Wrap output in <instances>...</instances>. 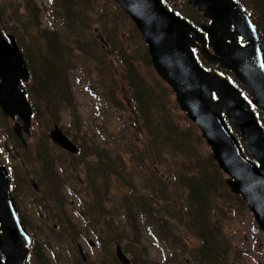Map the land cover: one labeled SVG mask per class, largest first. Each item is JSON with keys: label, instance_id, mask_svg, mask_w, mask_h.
<instances>
[{"label": "rangeland", "instance_id": "rangeland-1", "mask_svg": "<svg viewBox=\"0 0 264 264\" xmlns=\"http://www.w3.org/2000/svg\"><path fill=\"white\" fill-rule=\"evenodd\" d=\"M0 1L4 2V0ZM8 1L11 8L5 14L8 23L6 24L12 29H21L19 46L24 44L29 47L31 42L38 46L44 41L43 35L47 31H63L65 28L64 23L67 17L64 14L61 0L57 1L56 8L52 0H33L39 7V16L43 25L42 31L35 37L32 30H30V34L26 31L27 16H25L23 7H20L19 14L16 15L12 6L14 0ZM80 1L76 2L75 0L76 4L72 5V9L81 23L84 22V16H80L84 13V5L80 4ZM97 2L101 3V8L107 6L109 10H112L113 29L107 30L104 36L99 30L94 34L89 30L88 37H84V29L67 33L69 41L65 46L74 53V59L66 55L67 58L72 59L71 66L70 62L63 65V69L67 67V72L64 75L70 91L67 100L68 107L61 106L59 111H53L47 109L42 104L43 101L36 100L34 92L38 95L46 92L42 87L34 85V76L28 64L30 79L23 85V88L26 91L33 115L31 133L29 136L27 133L24 135V141L16 134L13 135L10 125L14 122L0 106V163L7 168L12 196L23 221L26 222L27 228L34 238V242L30 246L28 264H40V255L53 264H121L116 259L114 235L112 234L104 241L100 239V233L108 235L109 232L103 229L104 215L100 213V210L95 211L92 207L93 201L97 197L96 190L90 185L88 179L86 162L91 160L95 152L91 146H88L86 152L89 153L84 159V140L88 143H102L103 147L114 146V132H120L127 126L135 127L130 114L133 111L132 107L137 106V102L131 100V90L127 80L121 75L112 76L115 78L113 92L110 90L111 75H106V68H103L104 74L89 71L90 61H106L108 58L117 73L118 69H124L122 60L124 61L125 57L133 59L138 70L137 75L142 81L143 87L148 89L149 95L153 98L152 103H155L157 110L160 113L163 112L170 123H176L180 127L196 125L202 135L200 127L189 118L186 111L181 109L173 88L159 76L152 61L148 62L150 54L147 44L133 20L114 0H96ZM249 2L255 7H259L258 0L255 3L251 0ZM85 13L91 15L93 10L86 7ZM109 31L111 33H108ZM94 35L102 36L101 44H107L106 52L103 51L102 56L92 57L90 52L76 50L79 44L84 45V41L88 38L95 39ZM90 51L96 55L100 53L98 48H93ZM126 52L129 56L124 55ZM203 62L210 68L213 67L208 61ZM232 75L227 76L234 80V75ZM158 78L162 83L158 81ZM242 92L250 100V91L246 93L243 88ZM260 110H255V112L262 118L263 111ZM137 118V127L143 131L138 115ZM7 121H10V125H7ZM260 123L264 127L263 118ZM55 124H58L78 146L77 153L63 148L51 138L50 133ZM235 135L239 140H242L239 134L235 133ZM206 144L208 145L207 141ZM81 145L83 151H80ZM208 147L210 148L209 145ZM245 147L247 148L246 145ZM46 166L47 172L52 171L51 175L48 173L43 175ZM155 171L160 173L159 169ZM225 175L227 180L229 176L226 173ZM36 185L38 188L34 187ZM226 186L231 194L236 196L232 198H239L231 201L233 207L228 203L230 209L224 227L227 238L233 240V246L238 251H242L240 258L231 255V260H233V264H264V231L260 229L243 197L233 193L227 181ZM121 191L112 187L108 197L110 201L106 203V206L112 211L107 217L113 218L115 224L125 222L124 215L119 211ZM222 197L230 199V195H222ZM59 199L65 206H54V204L60 203ZM49 204L54 206L58 214H51L48 211V207L45 205ZM143 222H141L143 225L141 233L143 234H141L139 246L140 251L146 254L144 257H147L150 264H194L191 250L197 245L185 236L181 227H179L181 231L179 233L184 234L186 244L181 243L176 247L171 246L168 242V239L173 238L170 234L161 236L163 232L159 227L152 229ZM108 240L109 246L107 245ZM126 245V242L120 243V247L131 258L130 253L125 251ZM174 248L177 249V255L171 260ZM80 249L86 256V263L81 256Z\"/></svg>", "mask_w": 264, "mask_h": 264}, {"label": "trees", "instance_id": "trees-1", "mask_svg": "<svg viewBox=\"0 0 264 264\" xmlns=\"http://www.w3.org/2000/svg\"><path fill=\"white\" fill-rule=\"evenodd\" d=\"M57 1L52 0L55 8ZM74 1L61 0L67 17L63 31H47L43 35L44 41L38 46L32 42L29 47L24 44L20 46L31 67L34 85L42 87L46 92L42 95L34 92L36 100L43 101L42 104L53 111H59L61 106L68 107L70 91L64 75L67 67L63 69V65L70 62L71 66L70 58L74 59V53L65 46L69 41L67 33L84 29V37H88L89 30L92 34L99 30L104 36L107 30L113 29L112 10L107 6L101 8V3H96V0H76L84 5V13L80 15L84 16V22L80 23L72 9V5L76 4ZM0 2V27L12 32L20 45L21 29H12L7 25L5 14L10 10L11 4L8 0ZM12 6L16 15L19 14L20 7H23L27 16L26 31L29 34L32 30L35 37L42 31L39 7L33 0H14ZM86 7L93 10L91 15L85 13ZM102 38L100 35L95 36V39L88 38L84 41V45L79 44L76 50L90 52L92 57H100L107 49L106 43L101 44ZM93 48L100 50L99 55L90 51ZM124 55L129 56L128 52ZM116 56L119 57L117 53ZM110 61L108 58L106 61H90L89 71L104 74L103 68H106V75H111L110 90L113 92L115 78L112 76L121 75L128 81L131 100L136 101L137 106L132 107L133 111L130 114L135 127L127 126L120 132H114V146L103 147L102 143H88L84 140V159L89 153L86 152L88 146H91L95 152L91 160L86 162L88 179L90 185L95 188L97 197L92 207L95 211L100 210L104 215L103 229L109 232L108 235L100 233V239L104 241L113 234L116 244L127 243L125 251L130 253L132 264H150L139 246L143 234L141 222L144 221L143 223L148 224L152 229L159 227L163 232L161 236L170 234L173 237L168 239L171 246L186 244L185 234L197 245L191 250L194 264H233L230 256L240 258L242 251H238L233 246V240L227 238L224 227L228 219L229 206L233 207L231 201L239 198H232L236 196L231 194L226 186V175L215 161L205 139L196 125L180 127L176 123H170L163 112L157 110L148 89L143 87L137 75L138 70L133 59L125 57L124 61L122 60L124 69H118L117 73ZM150 61L149 56L148 62ZM158 81L162 83L160 78ZM137 115L140 117L143 131L137 127ZM148 123L149 126L146 127ZM234 132L238 134L237 131ZM240 141L244 152L247 153L245 154L251 157L243 141ZM81 150L83 151L82 145ZM156 169H159L160 173H157ZM47 171L46 166L44 176L47 173L51 175L52 171ZM112 187L117 191L122 190L119 211L124 215L125 222L115 224L113 218L107 217L112 212L106 206L110 201L108 197ZM222 195H230V199H225ZM59 201L60 203L54 206H65L61 199ZM45 206L51 214H58L53 205ZM179 227L184 234L179 233L181 232ZM109 244L108 240L107 245ZM169 244L167 243L166 246L168 247ZM176 250L174 248L171 260L177 255ZM116 259L119 261L117 257ZM39 263L53 264L43 255H40Z\"/></svg>", "mask_w": 264, "mask_h": 264}, {"label": "water", "instance_id": "water-1", "mask_svg": "<svg viewBox=\"0 0 264 264\" xmlns=\"http://www.w3.org/2000/svg\"><path fill=\"white\" fill-rule=\"evenodd\" d=\"M114 1L140 30L155 70L173 88L181 109L200 127L215 161L229 176L226 181L231 191L243 197L264 231V127L250 102L226 76L200 64L190 36L191 31L195 32L194 27L168 9L162 0ZM190 1L192 4H204V10L212 19V24L204 26L205 31L216 33L224 28L229 32L232 25L236 32L251 42L245 48L234 44L230 47L231 51H227L224 40L218 37L215 43L219 49L215 43L212 45L220 56H212L209 52L211 61L208 62L220 63L230 69L250 90L252 102L264 114V58L258 48L256 25L237 4L229 0ZM202 36L199 34L197 40L204 42ZM204 49L206 46L203 47L205 53ZM253 56L255 59H252ZM29 78L27 63L15 36L8 34L5 37L0 30V106L13 119L16 115L21 119L22 123L14 125V131L23 141L24 133L30 134L33 114L22 87ZM227 118L241 135L253 160L244 154ZM50 136L63 148L78 152V146L58 124L54 125ZM31 243L32 236L10 191L7 168L0 163V250L3 254L0 253V264H28L26 245ZM80 252L85 259L82 249ZM115 252L122 264H132L120 244L116 245Z\"/></svg>", "mask_w": 264, "mask_h": 264}, {"label": "flooded vegetation", "instance_id": "flooded-vegetation-1", "mask_svg": "<svg viewBox=\"0 0 264 264\" xmlns=\"http://www.w3.org/2000/svg\"><path fill=\"white\" fill-rule=\"evenodd\" d=\"M229 1L237 4L248 15L252 23L256 25L257 30H258V36H259L258 48L260 51V56L264 58V0H258L259 7H255L254 5H252L249 2V0H229ZM251 1L255 3L257 0H251ZM162 2L168 9H171L175 11L177 14H179L180 16L185 17L190 22V24L194 27L195 32L194 31L190 32V36L192 37L195 43L192 45V48L195 52V55L198 61H201L203 64H204L203 61H211L209 59V56H210L209 52L211 53L212 56H220L216 52L214 46L212 45V43H215V39H217L218 37L224 40V44L227 47V51H231L230 47L234 46V44L235 46L237 47L240 46L242 48L248 47L251 44V42L247 39V37L240 34L239 32H236L234 26L232 25H230L229 27V32H227L226 29L224 28L222 30L215 31L216 33H213V32L209 33L205 31L204 26L212 24V19L210 18V16L207 15L208 13H206V11L204 10L205 8L204 4H199V3L192 4L190 0H180V1L179 0H162ZM259 14H260V19H259ZM209 15H211L210 12H209ZM0 19H1V13H0ZM0 30L2 31L3 35L7 37L9 33L6 31V29L0 27ZM227 33H229L230 35L228 37L224 36V35H227ZM199 34L203 35L202 38L204 39V42L203 40H197V36ZM204 46H206V49H204L205 53L203 51ZM215 46H216V43H215ZM252 59H255V57L253 56ZM204 65L207 66V64H204ZM211 65L215 67L214 69L212 67V69L215 70L219 74H230V75L233 74L235 76V74L230 69L223 67L220 63H211ZM236 83L240 89L243 87V84H241L240 82L237 81ZM24 84L25 83H23V85ZM11 119L14 123L10 125L9 124L10 121L9 122L7 121V125L9 124L11 126V132L13 133V135H15L16 133L14 131V125L17 122L22 123V121L17 115L14 119L12 117ZM31 124H32V120H31ZM4 132L6 133L5 128H4ZM30 133H31V126H30ZM25 134L26 133H24V135ZM29 135L30 134H27V136ZM34 187L38 188L37 185ZM84 262L86 263L87 261H84Z\"/></svg>", "mask_w": 264, "mask_h": 264}]
</instances>
